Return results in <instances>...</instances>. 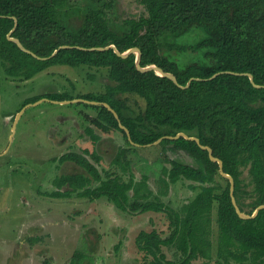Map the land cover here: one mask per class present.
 <instances>
[{
    "label": "trees",
    "instance_id": "16d2710c",
    "mask_svg": "<svg viewBox=\"0 0 264 264\" xmlns=\"http://www.w3.org/2000/svg\"><path fill=\"white\" fill-rule=\"evenodd\" d=\"M120 1L0 0V68L7 78L22 81L55 66L108 70L111 85L104 94L77 98L109 104L139 146L129 141L106 107L87 105L97 111L96 117L86 118L93 127L85 130L94 148L101 141L95 130L121 133L131 148L151 145L165 136L154 129L167 128L172 136L183 132L197 137L223 162L224 172L234 179V196L241 211L239 185L244 168H248L257 196L253 209L264 205V0H137L140 11L135 14H122ZM14 18L18 26L12 37L40 58H49L61 46L91 49L114 45L121 53L138 48L141 67L155 65L173 74L184 87L192 79L200 81L182 89L154 71L137 70L134 54L123 59L112 49H66L39 60L8 39L15 28ZM76 20L79 26L74 24ZM227 72L251 74L263 88L255 87L247 76ZM122 95L143 99L144 115L126 116ZM42 99L75 100L65 94H44L24 105ZM162 142L185 152L194 162L172 161L171 169H163L162 195L181 180L192 182L190 188L199 191L180 211L158 198L151 200L148 177L138 181L133 173L128 159L131 148H120L111 162L120 173L103 169L105 176L99 169L104 158L97 149L63 155L60 165L74 163L84 173L56 178L57 190L46 195L53 199L75 195L92 202L106 198L124 212L165 213L169 237L153 230L141 232L137 238L142 264H209L214 252L212 212L217 205V264H264V210L255 219H241L232 203L229 180L223 178L227 187L217 182L219 165L211 161L208 151L184 138ZM65 187L67 191H63ZM168 246L180 252L179 262L167 259L163 248ZM86 259L84 253L75 252L70 264H83Z\"/></svg>",
    "mask_w": 264,
    "mask_h": 264
},
{
    "label": "rangeland",
    "instance_id": "374dc122",
    "mask_svg": "<svg viewBox=\"0 0 264 264\" xmlns=\"http://www.w3.org/2000/svg\"><path fill=\"white\" fill-rule=\"evenodd\" d=\"M121 1L122 14L140 11L137 0ZM74 24L80 25L78 20ZM107 74L106 69L55 66L30 81H22L7 78L0 68V264H70L75 252L86 255L83 264H142L143 254L136 245L141 232L156 230L164 238L170 236V222L165 213L124 212L106 198L92 202L75 195L70 199L46 195L57 190L56 178L84 173L74 163L60 165L58 161L63 155L97 149L104 158L99 169L120 173L111 162L120 148L131 147L121 133L103 134L98 130L95 132L101 141L93 147L85 135V130L93 127L86 118L97 116V111L87 106L91 104L42 100L25 108V102L44 94H65L75 100L87 94H104L111 85ZM121 98L126 102V116L144 115L143 99L136 95ZM154 131L172 136L167 128ZM128 159L136 180L148 177L152 201L158 198L180 211L199 192L190 188L192 182L181 180L170 187L166 196L162 195L165 189L161 178L164 167L172 168L169 162L194 164L185 152L174 150L169 143L132 146ZM221 176L217 182L227 187L228 182ZM67 190L68 187L63 189ZM239 196L242 212L254 213L257 196L248 168L243 169L240 178ZM212 219L214 252L209 264H217V205ZM163 252L169 261L181 259L173 246L164 247Z\"/></svg>",
    "mask_w": 264,
    "mask_h": 264
},
{
    "label": "water",
    "instance_id": "95a60500",
    "mask_svg": "<svg viewBox=\"0 0 264 264\" xmlns=\"http://www.w3.org/2000/svg\"><path fill=\"white\" fill-rule=\"evenodd\" d=\"M14 21H15V28L8 35V39L11 40L12 42L16 43L18 45V47L22 51H24L25 53L31 54L32 56H34L35 58H37L39 60H48L50 58H53L59 53V51L66 50V49H75L76 48V49L83 50V51H106V50H111L112 49L117 54V56H119V57H121L123 59H126L129 56L134 54L136 56V67H137V70H139L140 72H143V73L154 71L157 75H159L161 77H166V78L171 79L178 87H180L182 89L188 88L192 81H200V79H192V80H190L188 82L187 86L184 87V86H181L178 83L177 78L173 74L166 73L161 68H159V67H157L155 65H151V66H148V67H145V68L141 67V51L138 48H133V49H130L129 51H127L125 53H121V52H119L117 50V48L114 45H111V46L106 47V48H91V49H86V48H81V47H72V46H61L49 58H40V57L36 56L35 54H33L32 52H30L29 50H27L21 44V42L18 39L12 37V34L14 33V31L16 30V28L18 26V21H17L16 18H14ZM226 74H231V75H236V76H247V77L250 78L251 83L255 87L263 88V86H258V85L255 84L254 77L251 74H248V73H234V72H227ZM218 75L219 74L215 75L213 78L217 77ZM213 78H211V79H213ZM42 100L51 101L49 99H42ZM42 100H40V101H42ZM40 101H38V102H40ZM78 101H83V102L91 104V105H102V106L106 107L111 113H113L115 118L118 120L119 127L121 129H123L127 133L129 141L133 145L139 146V145L135 144L134 142H132L129 130L121 123L119 115L117 114V112L115 110H113L111 108V106L109 104H107V103L91 102V101H87V100H83V99L69 100V101H51V102L58 103V104H70V103H75V102H78ZM28 106H31V104L26 105L25 108L28 107ZM22 113L17 117V121L20 118V116L22 115ZM15 128H16V125H14L13 129H15ZM180 138H184V139L190 140V141H195L201 147V149L208 151L211 161L218 163L221 175L223 177L227 178L230 181V195H231L232 203H233V205H234V207L236 209V212H237L238 216L241 219H244V220L255 219L258 216L259 212L264 210V205L259 206L252 215H247V214L243 213L240 210V208H239V206L237 204L236 198L234 196L235 182H234L233 177L231 175H229V174L224 172L223 162L220 159L214 157L213 150L210 147L202 146L201 143H200V140L198 138L189 137L187 134L181 132V133H178L176 136H164V137L160 138L159 140H157L156 142H154L151 145H156V144L160 143L163 140H178Z\"/></svg>",
    "mask_w": 264,
    "mask_h": 264
}]
</instances>
